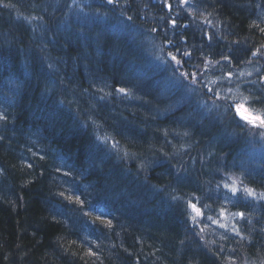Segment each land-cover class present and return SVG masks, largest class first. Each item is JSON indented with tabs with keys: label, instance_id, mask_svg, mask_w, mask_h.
Segmentation results:
<instances>
[{
	"label": "trees",
	"instance_id": "1",
	"mask_svg": "<svg viewBox=\"0 0 264 264\" xmlns=\"http://www.w3.org/2000/svg\"><path fill=\"white\" fill-rule=\"evenodd\" d=\"M207 2L231 30L254 24V41L242 37L236 44L246 47L234 49L245 56L258 44L256 81L247 89L230 84L249 76L238 70H220L217 80L250 103L261 97L263 107L256 105L264 115V0ZM41 4L36 18L47 19L51 7ZM7 14L19 16L15 9ZM56 17L44 35L36 25L30 31L49 62L76 70L34 69L40 50L0 23V34L11 38L0 57V264H264V200L243 191L264 193V134L239 119L234 103L213 98L222 88L201 81L212 70H124L128 59L142 64L136 54L106 70L92 65L82 46L104 48L107 32L71 28ZM119 49L112 53H130ZM11 51L23 53L13 58ZM9 58L25 68L8 70ZM118 88L127 91L120 102L111 97ZM216 104L220 109L211 110ZM158 161L166 166L152 168ZM67 169L77 186L66 182ZM92 217L137 227L107 232L97 243L95 232L79 225Z\"/></svg>",
	"mask_w": 264,
	"mask_h": 264
},
{
	"label": "bare ground",
	"instance_id": "2",
	"mask_svg": "<svg viewBox=\"0 0 264 264\" xmlns=\"http://www.w3.org/2000/svg\"><path fill=\"white\" fill-rule=\"evenodd\" d=\"M42 1L44 3L41 4L43 9L46 10L51 7L48 10V20L44 17L36 18V10L39 9L38 0H0V23L10 24L7 28L10 29V34L13 32H19L18 35L23 34L29 42L34 44V50H40L41 54L37 51L38 61H32L34 69L76 70L59 60L53 61V63L49 62L48 60L52 58L46 55L44 47L30 31V26L36 25L39 27L38 31L44 35L47 33L46 31H50L48 26L52 27V25H56L55 23H59L56 17L58 14L63 16L61 22L71 28L79 26L86 27L89 31L107 32L110 39L104 41V48L100 45L97 50H88L87 47L81 45L91 64L104 65L107 67L106 70H119L126 58H132L134 54H136V60L141 59L143 61L142 64H137L135 60L128 59L124 70H259L254 67L256 66L254 63L256 55H252L253 52L258 53L256 49L259 46L256 42L253 46L255 50L253 52L248 50L245 56H239L234 49L235 45L236 48L246 47L245 44H236L242 37L248 43L254 41L251 33L252 27H255L254 24H250L249 29L246 30L239 26H235L231 30L230 28L233 27L231 21L228 23L222 17V12L219 9L215 11L207 7V0H114L113 4H109L107 0ZM237 1L243 4L251 2V0ZM257 1L260 2V0ZM14 9L18 13V17L7 14ZM14 20L18 22H13ZM172 21H175V25ZM262 36L264 38V31ZM113 38L116 39L115 42L118 40L122 43L124 40L123 45L116 44L112 40ZM167 39H170L169 44L166 43ZM10 40V37L0 34V57L7 54L3 44H9ZM159 43L167 44L165 45L166 49ZM93 45L94 43L90 41V46L93 47ZM127 45L128 47H126ZM230 45L232 46L231 49ZM119 46L123 49L126 47L130 53L125 56L113 54L112 49L115 47H118L119 53ZM261 49L264 51V42H262ZM185 52L190 53V55H184ZM10 53L13 58H16L23 52L17 54L11 51ZM169 53L175 55L181 63L177 65L172 61ZM225 56L229 59L225 60ZM2 62L3 60L0 58V67L3 65ZM8 63L10 64L8 70L25 68L23 64H14L10 58ZM212 76H206L202 83L206 86L210 83H216L225 91L228 89L227 83L217 80V74ZM230 84L234 85V83ZM213 98L220 104L229 102L236 105L239 103L247 109L249 114L264 118L262 110L256 105L263 107L261 97L256 99L254 103H250L248 97L240 99V96L219 91ZM207 105L204 103L203 107L206 108ZM3 107H7V104H3ZM209 107L212 110L220 109L221 106L216 104L209 105ZM237 116L242 121L240 115L237 114ZM257 129L264 134V128ZM26 164L33 167L34 160L29 158ZM164 165L166 166L162 161H158L152 168H162ZM66 175L68 176L66 182L69 185H78L72 171L65 170ZM122 215L129 218L128 214L124 212ZM101 216H105V212ZM125 218L111 220L107 217H92L87 218V222L81 221L79 225L82 224L80 228L85 232H95L96 241L100 243L101 240L104 242L107 240L108 237H105L107 232H130L137 227L136 224L125 221Z\"/></svg>",
	"mask_w": 264,
	"mask_h": 264
},
{
	"label": "snow or ice",
	"instance_id": "3",
	"mask_svg": "<svg viewBox=\"0 0 264 264\" xmlns=\"http://www.w3.org/2000/svg\"><path fill=\"white\" fill-rule=\"evenodd\" d=\"M74 2H75V0H74ZM107 2H108L109 4H113V3H114V0H107ZM172 23H173V25H175V21H172ZM262 31H264V29H262ZM184 55L187 56V55H190V53L185 52ZM252 55L255 56V55H257V53H256V52H253ZM169 56H170L171 60L174 61L177 65H179V64L181 63V61L178 60V59L176 58V56L173 55L172 53H169ZM224 59H225V60H228L229 58H228L227 56H225ZM228 75H229V77H230V76H231V73H229ZM181 76H185V77H186L187 74H185V73H181ZM193 82H195L194 79H193ZM118 91H120V92H124L125 90H124L123 88H121V89H118ZM209 91H212V90L209 89ZM235 111H236V113H237L238 115H240V116L243 118V120H245V121H246L249 125H251L252 127H254V128H264V118H261L260 116H253V115L249 114V113L247 112V109H246L243 105H241V104H236V105H235ZM3 118H4V117H3L2 115H0V119H3ZM224 187L227 188L228 185H225ZM230 191L233 192V193L235 194V193L237 192V188H235V187H231V188H230ZM243 191L246 192L247 196H249V197H253V198H258V199H262V200H264V193H261V194L259 195V197H255V196H254V192H253V190H250V189L245 188V189H243ZM189 207H191V208L193 209V211H194V213L196 214V216H200V215H201L200 209H199L195 204L189 203ZM220 214H221V215H224V209H221V213H220ZM234 215H235L236 217L241 218V219L244 218V213H243V212H237V213H235ZM213 222L215 223V221H213ZM108 223L110 224V221H109ZM220 227H224V225H220ZM201 231H203V229H202ZM233 232H234L235 235H237V236L240 235L239 230L236 229L235 227L233 228ZM221 251H222V249H221Z\"/></svg>",
	"mask_w": 264,
	"mask_h": 264
},
{
	"label": "rangeland",
	"instance_id": "4",
	"mask_svg": "<svg viewBox=\"0 0 264 264\" xmlns=\"http://www.w3.org/2000/svg\"><path fill=\"white\" fill-rule=\"evenodd\" d=\"M227 92L229 93V94H231V95H236V96H238V95H240V91H239V94H238V92L235 90V91H229V90H227ZM242 98H244V96L243 95H240ZM239 104V103H238Z\"/></svg>",
	"mask_w": 264,
	"mask_h": 264
}]
</instances>
